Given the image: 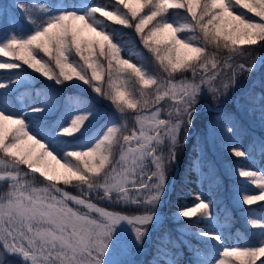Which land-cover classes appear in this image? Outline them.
Masks as SVG:
<instances>
[{
  "label": "snow or ice",
  "instance_id": "1",
  "mask_svg": "<svg viewBox=\"0 0 264 264\" xmlns=\"http://www.w3.org/2000/svg\"><path fill=\"white\" fill-rule=\"evenodd\" d=\"M0 10V264H131L117 257L142 248L160 222L167 173L202 97L218 101L243 78L241 107L264 127V0H13ZM124 28L134 36L125 39ZM137 38L162 75L147 70ZM184 73L191 78L175 79ZM34 74L52 86L20 108L17 93ZM85 86L114 111L102 115L82 93L62 103L57 96L59 88ZM165 100L166 108L149 110ZM227 120L224 131L232 134L233 118ZM259 148L264 159V137ZM227 150L251 155L235 144ZM233 174L237 201L249 206L247 225L259 230L256 241L228 246L215 227H197L209 254L202 259L194 248L189 264H264V203L260 216L251 211L264 202V168L235 166ZM206 179L214 181L211 169ZM194 200L175 214L185 227L221 223L214 200L203 193ZM177 243L160 231L147 264H182Z\"/></svg>",
  "mask_w": 264,
  "mask_h": 264
},
{
  "label": "trees",
  "instance_id": "2",
  "mask_svg": "<svg viewBox=\"0 0 264 264\" xmlns=\"http://www.w3.org/2000/svg\"><path fill=\"white\" fill-rule=\"evenodd\" d=\"M115 27H120V26H115ZM123 31L127 33L125 36V39H128L131 36H134V33L131 29H126L124 28ZM134 49L138 50L140 52H143L145 56L148 57V64H147V70L149 72L153 73H158V65L155 63V61L151 58L150 54L143 48V45L140 44L138 38L136 39V43L134 45ZM262 51V50H261ZM122 55L125 58H129L131 62L135 63L136 61V56L129 55V52L125 50ZM255 55V54H254ZM105 67H107L106 61ZM249 63V62H248ZM227 74V73H225ZM36 76L35 79H32L29 81L33 83V87H29L27 89L22 88L18 93H22L25 96V101L30 98L35 97V93L39 90L45 89L47 87L52 86V82L50 81H45L42 77H39L38 74H34ZM158 75V74H157ZM260 74H258L259 76ZM176 77H187L191 78L190 73H184V74H177ZM107 80V77L105 76V81ZM61 89V90H59ZM57 89L58 91H63L61 95V103L63 100L69 96H74L78 91L73 92V88H59ZM86 89V86L84 90ZM151 89V88H150ZM235 92H232V95L230 96L229 101L227 102L225 106L228 107L230 105H233L234 102H239L242 101V94L243 92H239V89L236 87L234 88ZM207 94L202 97L199 105L197 106V113L195 117L193 118V125L189 129V133H198V131L206 128L207 123L211 118H214L215 115L220 116L223 120V126L224 129L228 124L227 117L228 111L227 110H220L219 107L221 106V101L225 100L226 96H223L221 98L220 106L219 107H214L213 105L216 102H213L210 98H207ZM90 97V96H89ZM91 98V97H90ZM24 101V103H25ZM206 101L209 103L210 109H205L202 107V103ZM243 102V101H242ZM217 103V104H219ZM218 106V105H217ZM223 106V107H224ZM222 107V108H223ZM39 115V114H36ZM59 113H56L55 115H49L45 119L48 122H51L57 118ZM214 115V116H213ZM232 116V115H230ZM247 116L253 120L254 123L258 124L261 126L260 122L258 119L253 118L250 114H247ZM216 119V118H215ZM214 119V120H215ZM234 123V133L233 134H228L225 131V136H227L228 141H225L222 139L220 143L218 144L220 147V152L221 154L226 158L225 159V166L226 169L228 170V175L229 178L226 181L227 184L225 183L226 187L225 189H219L217 192L213 194V197L211 200H214L215 203L211 209L213 215L217 217V214H220L222 217V222L220 224H217L216 221H212L211 224L201 222L199 225L196 227H185L184 225L186 223H189L188 221H185L184 218H180L181 225H178L176 232L172 231L171 229L167 228L166 226L163 227L162 229L158 230L155 235H153L152 241L149 245L148 252L144 255L143 260L141 261V264H147V261L150 259L151 253L153 251V246L156 241V237L160 231H167L171 233L173 238L178 241L177 243V248L182 249V254L180 255L179 259L182 261V264H189L190 259L192 258V249L194 248H200V255L201 258H207V255L209 254L206 250L205 247L202 245L204 244V241H202L197 235V227L201 229H212L215 227L216 231L222 232L224 242L228 246H233L235 245V241L238 239V242H241V239L243 238V234L247 237V239L255 243L256 241V233L259 230H252L249 228L246 222V218L248 216V211L247 209L249 206L242 205L237 201L236 193H235V186H234V180H237L238 178L233 174V169L235 166L242 167L244 169H261L263 166L264 168V159L261 157V152L260 148L259 149H254L255 145H253L251 138L249 137L248 132L243 130L241 128L240 122L236 123L235 119H233ZM232 125V126H233ZM262 127V126H261ZM248 128V127H247ZM264 128V127H263ZM249 129V128H248ZM250 130V129H249ZM261 132H264V130ZM264 137V133L262 134ZM183 136V134H181ZM193 140L190 141V143ZM190 143L188 146H190ZM237 145L242 147L244 150L249 152L251 155L249 158H237L232 156L228 149L229 145ZM185 150V145L179 149L178 151V157L177 159L179 160H184L182 163H180V170L178 171L177 179L174 183V188L173 191L170 195V207L171 211L169 212L170 216L174 219H176L175 214L184 206H190L193 205L195 200V194L196 193H204L208 180L206 179V174L208 173L207 169L205 172L201 167H197L196 169L192 168L193 161L196 160L198 157L200 158L201 163L203 162L204 159L201 157V148H196L195 151L186 158L185 154L183 153ZM188 159V160H187ZM230 190V191H229ZM251 190L254 194H258V190L255 189L254 185L249 184L248 185V191ZM231 192V200H229V193ZM206 193V192H205ZM204 193V194H205ZM260 203L264 202H258L257 205L251 206V211L253 214L256 212H261L262 210L259 207ZM227 216L229 222L224 223L223 218ZM193 219H196L195 217ZM220 220V219H219ZM221 221V220H220ZM214 243V242H213ZM250 243V244H252ZM135 256V255H134ZM138 259V256H137ZM264 259V258H261ZM257 264H259V261H257Z\"/></svg>",
  "mask_w": 264,
  "mask_h": 264
},
{
  "label": "rangeland",
  "instance_id": "3",
  "mask_svg": "<svg viewBox=\"0 0 264 264\" xmlns=\"http://www.w3.org/2000/svg\"><path fill=\"white\" fill-rule=\"evenodd\" d=\"M12 2H13V0H0V4H3V5H11ZM53 2H60V0H53ZM8 13H9V17H11L12 10L10 8L8 9ZM1 15H2V10H0V16ZM9 23H11V20H9ZM0 27H1V25H0ZM2 30H3V27L1 29V31ZM262 51H264V50H262ZM244 62L250 63L251 57L245 59ZM225 73H221L220 77L215 81V83L217 85H219L221 83V81H223L224 79L227 78L228 73L227 74H225ZM157 74L162 75L160 73L159 69H158ZM258 74H260V73L257 72L256 75L258 76ZM175 79L180 80V79H182V77H175ZM29 85L32 86L33 83L30 82ZM246 86H247V83L242 78L241 81L238 83L237 88L239 89V92H244V89L246 88ZM59 90H61V89H59ZM74 91H78L79 93H82L84 96H86L88 99L95 101L97 103V107L100 109L102 115L105 112L112 113L114 111L113 106H111L107 100L98 99L96 97V95L91 92L90 89L84 90V89L74 88L73 92ZM149 91H151V89H149ZM232 92L234 93L235 89H233L231 92H229L227 94V97L225 98V100H222V101H221V98L218 101H213V99L210 95H208L207 98H210L213 102H216L213 105L214 107H219L220 103H221V106L219 107V109L223 110L225 108L224 105H226L227 102L229 101L230 96L232 95ZM62 93H63V91L61 92V91L57 90V96L60 98V100H61ZM16 99H17L18 104L22 103V95L21 94H18L16 96ZM242 101L234 102L233 105L226 107L224 110H227V111L229 110L228 115H232L231 117L233 119H235L236 123L240 122L241 128L248 132L247 134H249V137L251 138L253 145H255L254 149H259V140L263 137L262 134L264 133V132H261V130L263 131L264 128L261 127L260 125L256 124V123H254L253 120H251L247 116L244 109L241 107V105L243 104ZM217 103H219V104H217ZM170 104H171V101L165 100V101H162L160 105H155V106H153L152 109H149V110H154V108L157 106L162 107V108H166ZM20 105H21V106H19L20 108H24V106L22 104H20ZM202 107L205 109H210L209 103L206 101H204L202 103ZM162 118H165V117L162 116ZM224 118H221L220 116L215 115L214 118H211V120H209L206 128L204 127V129L198 131V133H193V132L188 133L187 143L185 144V150L183 152L186 155L185 157L188 158V156L191 155L195 151L196 148H198V147L201 148V157H202V159H204L203 162L201 163L202 169L204 172L206 169H207V171H209V169H211V171L214 173V176H215V179L212 183L208 182L207 188L205 190L206 193L205 192H204L205 194L203 193L205 198L210 199V200L212 199L213 194L218 191V189H222V188L225 189V187H226L225 183L227 184L226 181L229 178L228 170L226 169V166H225V159L226 158L221 154L220 147L218 145L222 139H224L225 141H228L227 136H225L224 126L222 123L223 122L222 119H224ZM129 123H131V121H129ZM233 127H234V125H233ZM181 134H183V133H181ZM182 138H183V136H182ZM191 140H193V141L190 143ZM189 143H190V146H188ZM117 154H118V150H117ZM184 160H186V159L180 160V163H182ZM180 163H179V160L177 159L176 164L167 173V188H166V190L163 194V197L160 201L159 207L156 209V212L160 216V218H159L160 222L157 224L156 227L150 229L149 238L144 240L142 248L131 247L129 249L127 255L117 257V258L127 260V261L131 262V264H141L142 263L141 261L143 260L144 255L148 252V248H149V245L152 241L153 235H155L158 230H160L166 226L167 228L176 232L178 225H181V221H178L175 218L173 219L169 214V212L171 211L170 195L173 191L174 183L177 179L178 171L180 170ZM262 168H263V166L261 167V169ZM4 190H5V186L0 184V191H4ZM68 190L71 191L73 194H76V195L79 194L78 189H76L75 187H70ZM249 192L254 194L251 190H249ZM229 200H231V192L229 193ZM94 202L98 203L100 206H103V207H108V208L113 207V205L109 204L107 201L100 200L98 198L94 199ZM127 211L132 212V211H134V209L129 208V209H127ZM261 214H262V211L255 213L256 216H260ZM214 215H216V214H214ZM217 218L220 219L222 222V217L220 214H217ZM237 243H240L241 246H243L245 243L250 244L252 242H250L247 239V237L243 234V238L241 239V242L240 241L238 242V239H237L235 241V244H237ZM137 256H138V259H137ZM17 264H19V261H17Z\"/></svg>",
  "mask_w": 264,
  "mask_h": 264
},
{
  "label": "bare ground",
  "instance_id": "4",
  "mask_svg": "<svg viewBox=\"0 0 264 264\" xmlns=\"http://www.w3.org/2000/svg\"><path fill=\"white\" fill-rule=\"evenodd\" d=\"M159 218H160V216H159Z\"/></svg>",
  "mask_w": 264,
  "mask_h": 264
}]
</instances>
